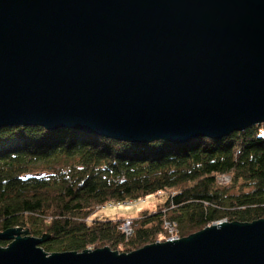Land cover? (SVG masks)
<instances>
[{"label":"water","instance_id":"water-1","mask_svg":"<svg viewBox=\"0 0 264 264\" xmlns=\"http://www.w3.org/2000/svg\"><path fill=\"white\" fill-rule=\"evenodd\" d=\"M261 123L264 0H0V129L181 145ZM45 239L0 232V264H264L263 219L130 253Z\"/></svg>","mask_w":264,"mask_h":264},{"label":"trees","instance_id":"trees-1","mask_svg":"<svg viewBox=\"0 0 264 264\" xmlns=\"http://www.w3.org/2000/svg\"><path fill=\"white\" fill-rule=\"evenodd\" d=\"M224 176L230 181L221 186L217 181ZM166 193L153 212L132 221L129 237L114 221H88L107 204ZM261 219L264 123L181 145L123 143L37 126L0 129V232L19 228L45 237L40 247L47 254L104 247L130 253L164 242V220L180 239L224 221Z\"/></svg>","mask_w":264,"mask_h":264},{"label":"rangeland","instance_id":"rangeland-1","mask_svg":"<svg viewBox=\"0 0 264 264\" xmlns=\"http://www.w3.org/2000/svg\"><path fill=\"white\" fill-rule=\"evenodd\" d=\"M225 180L226 181L218 180L217 182L219 185L225 186L230 181L228 176L225 177ZM236 192H237L236 189L230 190L231 194H234ZM167 193L164 195L163 194L162 195L156 194V197H151L150 199H145V200H138V201L133 202V203L126 202V203H123L120 205L107 204L101 208L95 209L89 215L88 221H114L117 223V227L122 228V225L125 221L128 220L132 224L133 220L141 218V215H142L141 213L143 211L153 212L157 207L156 204H159L165 198V196L168 197ZM220 223H223V222H220ZM168 228H169L168 226L165 227L164 225H162V228H161L164 235H165V241L170 237V234H168V231H169ZM129 236H127V237H129ZM175 237H177V236H175ZM175 237H172V238H175ZM178 239H179V237H178ZM157 242L161 243V241H157ZM9 243L10 242H7L6 246ZM6 246H0V247L5 248ZM117 252L120 253L119 251H117Z\"/></svg>","mask_w":264,"mask_h":264},{"label":"built area","instance_id":"built-area-1","mask_svg":"<svg viewBox=\"0 0 264 264\" xmlns=\"http://www.w3.org/2000/svg\"><path fill=\"white\" fill-rule=\"evenodd\" d=\"M225 177L226 176H224V177H220V178H218V180H220V181H226L225 180ZM131 222L130 221H125L124 223H123V225H122V228H119L118 227V229L127 237V236H129L130 234H131ZM163 225L166 227V226H168L169 228V231H168V234H170V237L166 240V241H171V240H176V239H178V237H175L176 236V234H175V226L171 223V221H169V220H164L163 221ZM172 237H175V238H172Z\"/></svg>","mask_w":264,"mask_h":264}]
</instances>
